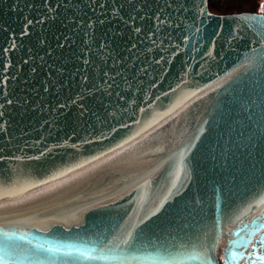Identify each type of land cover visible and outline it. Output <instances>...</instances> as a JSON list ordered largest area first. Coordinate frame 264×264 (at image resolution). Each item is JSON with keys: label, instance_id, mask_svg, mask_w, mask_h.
Wrapping results in <instances>:
<instances>
[{"label": "water", "instance_id": "95a60500", "mask_svg": "<svg viewBox=\"0 0 264 264\" xmlns=\"http://www.w3.org/2000/svg\"><path fill=\"white\" fill-rule=\"evenodd\" d=\"M208 2L0 0V264H218L264 199V12Z\"/></svg>", "mask_w": 264, "mask_h": 264}, {"label": "flooded vegetation", "instance_id": "af4514ba", "mask_svg": "<svg viewBox=\"0 0 264 264\" xmlns=\"http://www.w3.org/2000/svg\"><path fill=\"white\" fill-rule=\"evenodd\" d=\"M217 258L218 264H264V199L225 231Z\"/></svg>", "mask_w": 264, "mask_h": 264}, {"label": "trees", "instance_id": "16d2710c", "mask_svg": "<svg viewBox=\"0 0 264 264\" xmlns=\"http://www.w3.org/2000/svg\"><path fill=\"white\" fill-rule=\"evenodd\" d=\"M261 0H209V9L216 13L259 11Z\"/></svg>", "mask_w": 264, "mask_h": 264}, {"label": "snow or ice", "instance_id": "6c2138e0", "mask_svg": "<svg viewBox=\"0 0 264 264\" xmlns=\"http://www.w3.org/2000/svg\"><path fill=\"white\" fill-rule=\"evenodd\" d=\"M238 18L241 19V20H255V19H258V17H255V16H247V15H242V16H240ZM261 18H264V17H261Z\"/></svg>", "mask_w": 264, "mask_h": 264}, {"label": "rangeland", "instance_id": "374dc122", "mask_svg": "<svg viewBox=\"0 0 264 264\" xmlns=\"http://www.w3.org/2000/svg\"><path fill=\"white\" fill-rule=\"evenodd\" d=\"M259 10L264 12V0H261V4L259 6Z\"/></svg>", "mask_w": 264, "mask_h": 264}]
</instances>
